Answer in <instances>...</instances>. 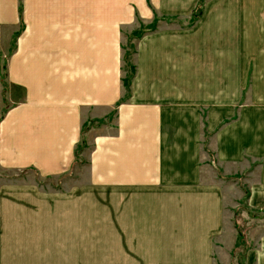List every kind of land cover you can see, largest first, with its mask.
Listing matches in <instances>:
<instances>
[{
  "label": "crops",
  "instance_id": "0c3cea01",
  "mask_svg": "<svg viewBox=\"0 0 264 264\" xmlns=\"http://www.w3.org/2000/svg\"><path fill=\"white\" fill-rule=\"evenodd\" d=\"M197 4L0 0V170L61 183L0 175V264H85L82 229L44 228L77 221L84 188L122 205L123 254L156 260L129 264H162L164 238L171 264L232 263L240 180L264 212V0H207L190 23ZM156 17L126 87L125 46ZM248 236L264 264V226Z\"/></svg>",
  "mask_w": 264,
  "mask_h": 264
},
{
  "label": "rangeland",
  "instance_id": "374dc122",
  "mask_svg": "<svg viewBox=\"0 0 264 264\" xmlns=\"http://www.w3.org/2000/svg\"><path fill=\"white\" fill-rule=\"evenodd\" d=\"M206 1L207 0H204V3L202 5L203 9L205 7ZM20 6V9L22 10L23 0H20ZM198 6L199 0L195 10L198 8ZM159 20L160 19L157 18L156 27L160 24ZM185 21L189 23V21H187V19L185 18H180L179 20L181 24H185ZM146 25H142V27ZM134 32L135 31H132L130 36L131 42L125 46L126 68L127 64H133L132 59L135 52L134 39H137V36L134 35ZM81 152L78 154L79 159H77V161L81 166H83L84 170H86L85 167L88 164V158H86V156H84L83 154L82 157H80ZM27 173L28 172L26 171L20 172L4 169L0 170V175L6 178L21 176L25 180H32V178L35 177V179L45 185V188L48 185L53 188H61V183L60 181H58L59 179L56 180L54 178H43V180L41 181V178L36 174V172L34 173L30 171L28 173L29 175ZM236 177L240 179L242 178V175H238ZM87 179V172L83 173L84 182ZM244 181L245 180L243 179L240 180V183L238 184L239 189L237 188L236 190V193L237 191L240 192L241 198L238 199V203H240V205L236 209H234V212L235 216L237 214V218L245 224L246 234L244 235H246V244L251 245V243H253V240L248 236L249 230L251 229L252 231V228H256L258 225L264 226V212L251 209L246 204L245 201H247L248 189ZM226 191L228 197L235 198V194L232 195V191H230L228 188ZM108 197H110V193L107 190L84 188L82 190V211L81 215L77 218V221L57 223L55 221V218H53L54 220L48 222V224L44 228L82 229V252L83 262L85 264H129L130 262H138V260L140 262H155L156 260L153 258V256L148 255V253L150 252H147L145 254H131L130 259L127 258V254H123L124 248L126 249L128 247L127 242L129 241V238H123L122 236L112 237L109 232L113 229H123L122 205H118L115 207L112 206ZM243 204L245 205V207H243ZM163 247L164 251L162 256V264L174 263V238H164ZM241 248H243V250L240 251V248L238 249L237 247H234V249L232 250V263L230 262V264H245L246 249L244 250V246H241ZM216 264H220V261L218 259L216 260Z\"/></svg>",
  "mask_w": 264,
  "mask_h": 264
},
{
  "label": "trees",
  "instance_id": "16d2710c",
  "mask_svg": "<svg viewBox=\"0 0 264 264\" xmlns=\"http://www.w3.org/2000/svg\"><path fill=\"white\" fill-rule=\"evenodd\" d=\"M203 3H204V0H199V6L195 10L194 16L191 18L190 23H193L197 19V17L202 13ZM156 22H157V18L152 23L147 24L144 27H141L139 30H135L134 35L137 36V38H140L145 32L156 29ZM130 39H131V37H130ZM124 58H126V56H124ZM134 73H135V66L133 64H127V74L124 77V85L126 87H128L130 85L131 78L133 77ZM3 76L5 78V73ZM243 207H245L244 204H243ZM235 217H236L237 228L239 230V241L237 244V248L238 249L240 248V251H241V250H243V248H241V246H244V250L247 249V246H248L246 244V240H245L246 235H244V234H246V232H245L246 227H245V224L237 218V214Z\"/></svg>",
  "mask_w": 264,
  "mask_h": 264
}]
</instances>
